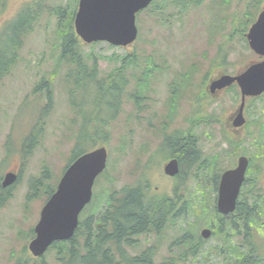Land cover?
Listing matches in <instances>:
<instances>
[{
	"label": "rangeland",
	"instance_id": "374dc122",
	"mask_svg": "<svg viewBox=\"0 0 264 264\" xmlns=\"http://www.w3.org/2000/svg\"><path fill=\"white\" fill-rule=\"evenodd\" d=\"M78 5L79 0H0V54L3 57H6L5 54H8L11 48V42L5 33L6 25L12 23L24 8L30 6L36 12L33 31L25 38L15 67L0 79V177L3 179L8 172L19 174L18 180L9 187L10 200L0 210V264H16L18 259L23 257L31 258L30 263L36 261L28 245L35 237V232L32 234L31 230H34L38 223L41 210L48 199L45 189L48 187H54L52 190L57 189L62 175L70 164L72 151L78 144L79 137H82V133L87 130V126H91L92 130L100 131L96 135L98 139L93 149L106 146L108 161L107 169L96 179L92 201L86 206L84 213L91 210L101 211L109 193L120 190L128 184H136L140 177L137 162L148 160L152 148L157 151L152 152L151 159L155 163H153L154 168L149 172L150 188L160 193L171 194L176 186V180L163 174L162 166L168 159H164L168 155V150L166 147L160 148L159 142L166 134L177 128H186L187 124L180 116H175L162 130L159 123L163 119L157 117L167 112L163 103L169 97L173 78L177 73L186 71L185 64L189 60L196 61L201 69L208 71L207 62L212 56L216 57L214 54L222 43L229 49H234L231 62L226 66H232V70H240L252 57L246 39L240 37L238 32V18L237 31L234 33L227 18L229 12L237 11V16L238 13L244 12L247 26L248 0H232L229 4L230 8L223 0L205 2L197 8V12H202L205 16L206 20L203 24L198 21L200 16H192L193 9L191 13L184 14L188 11L180 13V8L170 6L166 14L156 17L153 8L149 7L138 13L139 36L133 46L124 48L102 41L82 42V54L86 56L83 61L96 71L94 82L82 74L69 78L66 75L75 69V66L59 62L58 45L61 43L62 32L66 30L69 13L71 10L77 12ZM60 7L67 9L63 17H60L55 10ZM222 25L225 27L224 32ZM207 27H213L212 34ZM73 31L76 34L74 23ZM147 57L150 59L148 60ZM148 61L159 65L163 71L156 78L157 84H153L158 91L155 94L158 101L156 107L154 105L151 107L150 98L142 100V103H147L148 107L141 112L143 117L141 125L139 120L135 119L136 109L132 98L139 90V85L144 82L142 76L140 79V74L147 70L150 64ZM167 65L169 68L165 70ZM218 72L219 70H215L213 76L218 75ZM200 74L201 70L196 75ZM110 75H113V78L124 76L123 95L118 109L109 104L116 98V102L118 101V91L115 93L108 84L101 85V88H105L102 94L99 89L98 80L105 82ZM147 78L150 79V71ZM188 81L189 79L186 78L182 90L187 91ZM195 83L199 85V82L195 81ZM147 84H149L148 79ZM206 85L207 83L205 87ZM150 88L151 84L145 91H149ZM183 97L184 94L180 95V91L175 95L177 108L182 105ZM240 99V91L232 88L213 101L208 106V110L213 112L217 109L219 112L222 108L225 112L228 109L230 111L231 108L235 110ZM98 102H100L99 114L96 111ZM170 102L174 101L171 99ZM152 114L156 124L143 126ZM222 115V119L226 120L225 114ZM245 115L248 122L245 130L233 135L241 142V151L244 150L239 151V154L228 153L229 141L220 139L217 125L196 129L195 132L201 135L200 146L205 163L203 173L207 175L190 177L187 183L183 184V188H187L189 208L183 216L174 219L172 226L168 224L171 227L165 233L166 248L171 240L182 234L184 227L188 228L192 239L200 234L201 228L208 225L206 219L212 211L215 194L214 176L208 175L209 171L213 173L212 167H208L213 157L220 159L217 169L224 170L232 163L237 164L240 154L255 157L252 170L264 168V143L258 142L259 138H256L260 124L264 123V94L247 99ZM82 129L84 131L80 134ZM31 136H33L32 140H30ZM83 140L84 138L80 141ZM262 140L264 142V137ZM82 143L79 146L80 150L89 147L87 142ZM124 144L125 148L122 151ZM140 146L146 147V150L141 152ZM32 177H41L46 186L42 183L36 197L27 201ZM203 208L208 209L205 215L201 214ZM155 239L152 233L150 236L141 237L140 244L144 247ZM214 244L216 238L205 240L202 249L211 250ZM177 247L175 245L172 259L165 258V255L170 256L165 252L166 248L158 249L155 262L222 264L216 257H183L181 253L185 250L184 246L179 244ZM56 254L57 249L52 247L42 258L48 264H59Z\"/></svg>",
	"mask_w": 264,
	"mask_h": 264
},
{
	"label": "flooded vegetation",
	"instance_id": "af4514ba",
	"mask_svg": "<svg viewBox=\"0 0 264 264\" xmlns=\"http://www.w3.org/2000/svg\"><path fill=\"white\" fill-rule=\"evenodd\" d=\"M211 0H154L151 2L149 7H152L154 10V14L156 17L162 16L163 14H166L167 9L170 8V6L175 8H180V13H184L188 11V14L192 11V16L195 15V17L200 16L198 21L203 24L205 22V16H203L202 12H197V8L201 7L205 2H210ZM228 4V7L230 8V3L232 0H223ZM249 3V11L248 14V20H247V30L244 33L248 50L250 52V59L247 61V66L253 65L256 62H260L264 59V56H261L257 54L250 46L249 41L246 37V33L249 32L251 27L256 23L259 14L264 9V0H248ZM147 7V8H149ZM146 8V9H147ZM190 10H189V9ZM144 9V10H146ZM229 11V10H228ZM197 12V13H196ZM202 14V15H201ZM138 17V14H137ZM228 22L230 23V28L232 33L237 31V11L229 12L228 15ZM137 22V19H136ZM207 23V21H206ZM205 23V25H206ZM225 24V23H224ZM204 25V26H205ZM8 24L6 25V31L7 33ZM229 28V29H230ZM225 27L222 25V32H224ZM207 30L212 34L213 27H207ZM4 33V34H5ZM225 35V34H224ZM231 36V35H230ZM173 39V37H172ZM110 44V43H109ZM135 44L132 43L128 46H121V47H130ZM111 45V44H110ZM114 46V45H113ZM233 48H228L226 44L222 43L218 46V49L214 55L216 57L212 56V59L207 62L208 64V71L205 69H201L200 65L196 61L189 60L188 63L185 64V69L183 73H177L175 77L173 78L170 89H169V97L166 98V101L163 103L165 110L167 111L165 115H162L160 117H157V119L162 118L163 121L159 123V126L162 130L166 128L170 122L174 119L175 116H180L182 120L187 124L186 128H180V129H174L170 134H166L163 139L160 140L159 145L161 147H166L168 150V155L164 158L167 159L162 166L163 174L167 177L176 180V186L173 189V192L171 194H165L160 193L154 190H151V181L149 180V172L152 168H154L155 161H152V152L154 150L157 151V149H153L152 146V152L149 155L148 160L142 162L141 160H138L137 162V170L140 175L138 178L136 184H142L145 186V194L154 195L156 197V200H158L160 207H168V210L161 214L157 219H155L152 227L146 228L144 231H139V233L131 235L126 237L125 239H122L121 241H115L111 238L103 237V250L99 251L97 254L94 253V255H100L101 257H104L105 259H108V262L110 264H158L155 262V258L157 256V251L160 248H166V235L165 233L169 230V227L172 226L174 219L183 216L189 208V196L187 195V188H183V184L187 183L188 178L195 177L197 175L205 176L207 174L203 173V163L204 160L202 159V148L200 146L201 141V135L199 133H196V129L201 127H212L213 125L219 128L220 133V139L229 141V152L228 153H235L236 148L234 143L231 144V140H236L234 137L236 134H238L240 131L245 130V127L247 126V118L246 122L242 126H236L235 120H236V113L238 110V107L241 103V99L239 104L236 106L235 110L231 108L230 111H226L222 108V110L218 109L213 112L208 110V106L215 100H217L218 97H220L223 93H227L232 88H236L240 91L238 85L234 83L233 85L226 87L222 90H216L213 92L211 90V85L213 81L219 79L223 75H236L239 71L232 70V66H227V63L229 64L231 61V55L233 56ZM129 56V55H128ZM130 57V56H129ZM167 63V61H165ZM206 63V62H205ZM7 65H10L6 62ZM189 64V65H188ZM140 67V65H139ZM169 66L167 65L164 69L167 70ZM76 68L74 69V71ZM200 75H196L200 72ZM215 70H219L218 75L215 77L213 76V73ZM150 71V79L148 78L149 84H151V88L149 91H142V85H139V90L134 95L133 102L135 104V119L139 120V123L143 124V117L141 116V112L144 111L147 107V103H142V100H145L146 98L151 99V107H156L157 104V98L155 94H157L156 86L153 84H157L156 78L158 77L159 73L163 71L159 67V65L153 63L150 61V64L147 67V70L144 72ZM158 73V74H157ZM191 73V75H190ZM74 75H78L77 73ZM142 74H140L141 79ZM4 77V76H2ZM1 77V78H2ZM0 78V79H1ZM188 78V86L187 91L184 89L182 90V85H185V79ZM158 80V79H157ZM198 80V81H197ZM124 76L120 75L116 78V76L113 78V75H110L107 77L104 84L110 85L109 88L113 90L115 93L118 91V101L116 102V99L114 102H110L109 104L111 106H115L117 109L120 104V99L124 86ZM159 81V80H158ZM199 82L198 84H194V82ZM93 82V81H92ZM156 82V83H155ZM207 83L206 87L205 84ZM148 84V85H149ZM147 85V86H148ZM153 85V86H152ZM181 87V90L179 88ZM103 88V87H102ZM105 88L102 89L101 94L103 93ZM180 91V95L184 94V101L180 107H176L175 104V95ZM241 94V92H240ZM264 94V93H263ZM261 94V95H263ZM259 95V96H261ZM255 96V97H259ZM249 98V97H248ZM247 98V99H248ZM254 98V97H250ZM153 99V100H152ZM173 100L174 102H170V100ZM236 103V101H235ZM142 106H141V105ZM147 104V105H145ZM247 105V101H246ZM246 109V106H245ZM245 109H244V116L245 115ZM99 114V112L97 113ZM225 114L226 120L222 119L223 115ZM156 115V112L155 114ZM154 115L152 114L150 117H148V122H144L145 124L143 126H153L156 124L154 122L155 119H153ZM156 121V120H155ZM234 135V136H233ZM234 137V138H232ZM192 139V146L194 147V151L197 152V157L195 156L194 163L188 164L184 159L187 154L189 148L180 149L176 146V140L179 141V143L184 142L183 144H186L188 142L187 139ZM125 148V144L122 145V151ZM141 152H144L146 150V147L140 146ZM121 151V152H122ZM154 153V152H153ZM189 154V153H188ZM155 155V154H154ZM245 155V154H241ZM240 155V156H241ZM190 158V157H189ZM239 158V156H238ZM237 158V163H238ZM250 159V157L248 156ZM163 159V160H164ZM176 160L178 164V173L174 176L167 175L164 172V167L167 163L170 161ZM196 163H199L195 165ZM237 164L232 163L231 166L224 169L220 172H211L209 171L208 175H211V177L214 176V208H215V218L211 220L207 226H204L200 230V234L198 235V239L202 238L203 240L209 241L211 238H216V244L211 248V250L204 251L202 249L204 243L200 245V240L195 244V250L190 251L191 245H190V235L188 228H183L182 234L180 236H176L171 242H169L168 248L165 249V252H167L170 256L165 255V258L172 259L174 256V247L176 245L179 246L181 244L184 246V251L181 253V256L183 257H216L219 258L222 262V264H264V168L262 170H252V163L250 159L249 167L245 175V180L243 181V184L241 186L239 195L236 199L235 203V209L228 213L224 214L219 210V195H220V184H221V177L225 170L234 168ZM68 167V166H67ZM19 178V174H18ZM2 183V179H1ZM138 184V185H139ZM121 188L120 190H123ZM56 190V189H55ZM54 190V191H55ZM151 190V192H150ZM104 208L101 211L95 212L91 210L90 212L84 213L85 208L81 211L79 215V224L78 227L75 230L74 235L65 241H59V242H66L70 240H74L73 242L75 244V247L79 249V254L82 256H86L89 254L90 250L89 247L94 248L95 243L93 239L95 236H89L87 235L91 234L93 235L94 232H97L102 226H104L105 230H109L106 218H104V213H108V207L109 204L105 202ZM87 206V205H86ZM153 206H156L155 204ZM83 212V214H82ZM101 215V218H100ZM262 217V218H258ZM171 224L169 226L168 224ZM106 225V226H105ZM204 228H209L212 230V234L209 238L205 239L202 237L201 232ZM154 234V237H156L155 241L152 243H149V245L142 246L140 244L141 237L144 236H150V234ZM97 237V236H96ZM90 239V245L85 246L86 240ZM191 240H194L192 238ZM59 242H56L58 244ZM168 243V242H167ZM84 248H87L84 250ZM41 259H43L41 257ZM110 259V260H109ZM230 259V260H229ZM59 264H62L60 260H58ZM159 264H162L159 263Z\"/></svg>",
	"mask_w": 264,
	"mask_h": 264
},
{
	"label": "water",
	"instance_id": "95a60500",
	"mask_svg": "<svg viewBox=\"0 0 264 264\" xmlns=\"http://www.w3.org/2000/svg\"><path fill=\"white\" fill-rule=\"evenodd\" d=\"M154 0H79L74 26L77 36L84 43L108 42L115 46H128L138 37L137 14ZM251 48L264 56V9L256 23L246 33ZM236 83L241 92V103L237 110L235 125L246 122L244 109L248 97L264 93V59L250 66H244L236 75H223L213 81L211 90H222ZM108 150L98 147L77 157L65 170L57 189L41 210L40 219L34 231L36 236L28 248L35 257H41L58 241L70 239L79 224V215L93 198V187L97 177L107 167ZM250 159L246 155L238 158L234 168L224 171L221 177L219 210L228 214L235 209ZM167 175L178 173L176 160L164 167ZM18 178L16 172L5 174L2 186H12ZM212 230L204 228L202 237L209 238Z\"/></svg>",
	"mask_w": 264,
	"mask_h": 264
},
{
	"label": "trees",
	"instance_id": "16d2710c",
	"mask_svg": "<svg viewBox=\"0 0 264 264\" xmlns=\"http://www.w3.org/2000/svg\"><path fill=\"white\" fill-rule=\"evenodd\" d=\"M54 10V9H53ZM52 10V11H53ZM57 14L60 17H63V15L67 12V9L60 7L58 10L55 9ZM75 13L73 10H71L70 18L68 19V22L66 23V30L62 32L61 35V43L59 46V62L60 63H66L71 66H75L76 70H71L67 73V77H72L74 74H82L85 76H88L93 82L95 81L94 78L96 76V71L89 67L84 61V56L82 54V41L81 39L75 34L73 31V23L75 18ZM244 13V12H243ZM243 13H238V22H239V33L240 37L243 39H246L244 36V33L247 30V26L245 25V17L243 16ZM246 18L248 19V14H246ZM36 20V12L29 6L28 8H24L21 10V12L18 14V16L14 19L12 23L8 24L7 28V36L11 42V48L8 51V54L6 53L3 57L0 54V78L2 76H5L9 74L11 69L15 67L16 62L18 60V54L20 49L23 47L25 38H27L28 34L33 31V24ZM63 26V24H62ZM228 39H230L228 37ZM1 52V51H0ZM90 57V56H89ZM149 60L150 57H147ZM4 61V62H3ZM3 62V63H2ZM6 62L10 65H7ZM150 61H148L149 63ZM91 68V69H90ZM148 72H144L142 74L143 77V83H142V91H144L147 87V79ZM98 83L103 85L102 80H98ZM101 99V98H100ZM99 103L98 102V110L99 112ZM50 106V104H49ZM95 125V124H94ZM96 127V126H94ZM91 126H87V130H81L82 137H79L78 144L74 147L72 151V156L70 158V162H72L74 159H76L78 156L82 155L83 153L93 149L96 145L97 141V129H90ZM85 135V136H84ZM260 135V136H259ZM259 139H258V138ZM262 137H264V123L262 122L260 124V131L257 132L256 138L259 140L258 142L264 143L262 140ZM33 136H31L30 140H32ZM82 138H84L83 141ZM29 140V141H30ZM188 142L186 144H183L184 142L179 143V141L176 140V146L178 148L185 149L189 148L187 153H180L181 157L183 154H187L184 159L188 164H193L195 161V156L197 157V152L194 151V147L192 139H187ZM82 142H87L89 147L85 150H80L79 146L82 145ZM33 141L31 142V144ZM231 144L234 143L236 150V154H239L238 152L241 151V142L239 140H231ZM260 143V144H261ZM244 151V150H243ZM241 151V152H243ZM189 153V154H188ZM246 153V152H244ZM241 155V154H240ZM239 155V156H240ZM246 155V154H245ZM248 156V155H247ZM190 157V158H189ZM183 158V157H182ZM251 163H254L255 157H250ZM220 161L219 157H213L211 161L208 163V167L211 166V170L213 172H220L223 170V168L217 169L218 162ZM199 163H196L197 165ZM205 163H203L204 165ZM102 175V174H101ZM44 179V177L42 176ZM41 177L36 178L32 177L30 179L29 184V192L27 194V201L35 198L37 195V191L42 186V180ZM44 181V180H43ZM139 184V183H138ZM128 184L124 186L123 190H117L109 193V196L105 200L109 204L108 207V213H104V218H106L109 230H105L104 226H102L97 232H94L93 235L89 234V236H95L93 239L95 246L94 248L89 247V254L86 256H82L79 254V249L75 247V244L73 243L74 240L66 241V242H59L58 244H54L52 247L57 249V259L62 262V264H110L108 262V259H105L104 257H101L100 255H96L99 251L103 250V240L105 237L111 238L115 241H121L122 239H125L128 236L134 235L139 233V231H144L146 228L152 227L155 219H157L159 216H161L162 213L166 212L168 210V207H160L158 200H156V197L154 195L145 194V186L142 184ZM46 186V183H44ZM53 188H46L45 194L46 198H49L50 195L54 190ZM11 198V192L10 188H4L1 183V177H0V210L8 203V201ZM156 206H153V205ZM212 211L208 215L207 222H210L215 218V208L214 205H212ZM208 211V209L205 210L203 208L201 210V214L205 215V213ZM101 218V215H100ZM106 226V225H105ZM32 234H34V230H31ZM97 236V237H96ZM104 237V238H103ZM199 236H195L194 240H191V249L195 250V244L198 245V241L200 240V245H202L205 240L202 238H199ZM90 245V239L87 238L85 242V246ZM51 247V248H52ZM87 248H84L86 250ZM94 253H96L94 255ZM31 258H19L16 264H48L47 261L43 259H35L34 263H30ZM110 260V259H109ZM167 264V263H162Z\"/></svg>",
	"mask_w": 264,
	"mask_h": 264
},
{
	"label": "bare ground",
	"instance_id": "6f19581e",
	"mask_svg": "<svg viewBox=\"0 0 264 264\" xmlns=\"http://www.w3.org/2000/svg\"><path fill=\"white\" fill-rule=\"evenodd\" d=\"M89 204V203H88Z\"/></svg>",
	"mask_w": 264,
	"mask_h": 264
}]
</instances>
